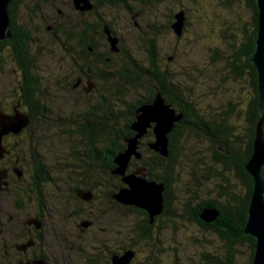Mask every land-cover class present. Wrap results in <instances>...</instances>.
<instances>
[{
  "label": "rangeland",
  "instance_id": "obj_1",
  "mask_svg": "<svg viewBox=\"0 0 264 264\" xmlns=\"http://www.w3.org/2000/svg\"><path fill=\"white\" fill-rule=\"evenodd\" d=\"M53 1H25L16 13L17 21L33 30L36 35L37 43L32 45V55L36 58V66L32 70L37 72L36 75L39 77L40 91L52 93V96L48 97L51 104L55 103L52 105L51 119L64 117L74 120V113H85L89 110L90 95L92 94L91 98L94 99L100 92L85 95L80 91H70L66 96L56 89L62 87L64 78L67 81L71 80L86 62V59L78 56L77 48L73 53L77 60L75 63L64 46L68 48L74 46L76 41L70 38L69 34L76 35L80 32L84 22L97 23L98 17L95 13L80 15L79 12L90 10L81 11L72 7L71 0H59L57 7L64 12L63 31L56 28L48 29L51 21L45 25L47 18L43 19V14L38 11H35L38 13L35 15L31 9L39 4L41 9L47 12L49 4ZM128 3L133 8V13L127 12L124 7L112 8L106 5L100 6L98 11L121 38L120 48L131 47L133 51L140 47L138 35L141 29L139 28L156 24L160 29H166L171 13L180 9L186 10L188 20L186 30L181 37H178L173 30L162 33L159 38L161 54L167 58L173 52H177L176 60H173L171 66L178 73H188L189 76L184 74L181 77V81L184 82L183 87L186 91L190 88V93L194 97L193 101L203 113L215 115L218 111L235 107L229 119L239 137L237 145L244 149L249 138V128L242 111L252 97V89L247 74L238 80L233 78L228 62L233 60L234 53L240 47L244 26L250 28L253 21V13L246 0H163L146 4L128 0ZM56 19L61 18L56 16ZM95 37L100 43L99 50L103 51L105 49L102 45L103 40L98 35ZM108 48L110 66L104 68L115 72L124 66V57L121 53L112 51L110 45ZM5 49L4 61L0 65V96L2 98L10 96L11 90H18L21 77V68L19 69L16 60L13 59L10 46H6ZM93 76L96 86L105 89L101 92L105 94L103 97H108L112 110L117 108L125 111L128 105L135 102L136 92L122 79L104 81L96 74ZM117 82L123 84V90L119 96L115 94L113 88V84ZM84 83L87 85V80ZM35 97L40 98V94H35ZM128 118L120 117V124L124 125ZM74 125L75 123L58 124L56 122L50 128L38 129V131L36 129V146L46 143L40 140L42 137H50L47 153L67 154V151L75 148L79 142ZM66 130H69L68 134L64 133ZM179 151L173 173L176 181L172 184L173 194L176 195L177 215L174 216V222L166 219L167 222H164L161 230L162 234L153 241L131 240L138 249L135 264H212L214 261L212 256L221 261H214V264H222L228 254L227 241L215 231L203 229L197 222L189 220L184 203L189 200L188 194L194 190H197L202 200L210 197L225 200L229 197V191H236L238 195L244 196L247 187L237 177L236 170H227L223 163L214 160L211 144L205 136L201 139L192 136L181 137ZM55 156L53 155L52 158L54 159ZM195 170L198 173L196 179H194L196 175L192 173ZM223 175L229 177V182L223 179ZM86 177L83 176V180ZM98 181L106 183L107 177L102 175L98 177ZM195 181H200V185L195 186ZM221 185L227 188L223 189ZM221 192L222 195L219 194ZM170 223H174V226ZM235 249V264H249L252 254L250 244L246 242L236 245Z\"/></svg>",
  "mask_w": 264,
  "mask_h": 264
},
{
  "label": "flooded vegetation",
  "instance_id": "obj_2",
  "mask_svg": "<svg viewBox=\"0 0 264 264\" xmlns=\"http://www.w3.org/2000/svg\"><path fill=\"white\" fill-rule=\"evenodd\" d=\"M25 1L27 0L20 1L17 11ZM15 2L17 0L11 1L9 10L15 6ZM91 2L94 8L79 12L80 15L91 14L92 11L96 13L99 0ZM70 3L75 8L72 0ZM58 4L59 0H54L49 4L47 12L39 4L36 5L37 8L34 6L30 9L33 13L38 11L43 14V19L47 18L45 25L51 21L48 29L63 31L64 12L57 7ZM56 16L61 19H56ZM111 30L119 38L120 45L121 38L115 29ZM31 32L32 41L24 44L31 51V68L24 73L23 65L16 61L19 69L21 68L18 90H11L10 96H0L2 119L11 125L18 123L19 118L26 120L18 130L3 131L0 124V264H117V258L129 250L133 251V258L126 264H135L138 249L131 240H142L141 235L159 237L166 219L174 222V213L177 212L176 195L173 194L172 187L176 181L174 175L171 177L170 198L166 196L168 189L165 184L163 211L153 218L146 209L118 200L115 195L128 185L121 174L114 172L117 166L115 155L109 151H99V143L109 144L114 141L111 117L113 110L108 97H103L105 94L101 92L105 89L98 88L94 76L80 67L71 80L64 78L62 87L56 89L66 96L70 91H80L85 95L100 92L99 96L92 99L91 94L89 110L74 113V120L64 117L51 119L52 105L55 103L51 104L48 97L52 93L40 91L39 77L32 70L36 66L32 45L37 40L34 31ZM82 33L83 29L78 32L80 38L76 44L83 45ZM106 37L109 42L107 34ZM6 39H0V45L4 46ZM64 48L68 49L67 46ZM5 51L1 47L0 65L4 61ZM69 54L77 63L76 56L70 52ZM11 55L16 60L13 50ZM95 57L91 58L93 62H96ZM75 66L77 67L76 64ZM37 93L40 98L35 97ZM56 122L75 123L76 137H79L76 147L64 155L58 152L52 155L51 152L47 153L50 137L40 139L45 144H35L36 129L50 128ZM64 133L68 134L69 130ZM154 140V133L150 129L141 139V157L131 158L126 174L138 172L148 180L163 182L158 179L156 172H161L162 157L165 156L150 147V142ZM53 155H56L54 159ZM152 161L155 163L154 167ZM172 168L174 170V162ZM102 175L107 177L106 183H99L98 177ZM83 176H87L85 180ZM202 202L189 198L184 204L188 208L189 220L207 229L205 222L197 217ZM170 224L174 226V223Z\"/></svg>",
  "mask_w": 264,
  "mask_h": 264
},
{
  "label": "trees",
  "instance_id": "obj_3",
  "mask_svg": "<svg viewBox=\"0 0 264 264\" xmlns=\"http://www.w3.org/2000/svg\"><path fill=\"white\" fill-rule=\"evenodd\" d=\"M20 1L14 3L15 6L9 10L12 20L11 29L13 37L6 39L4 46H10L11 50L15 52L16 61L18 64L23 65L24 73L28 72L31 68L30 50L27 49L26 43H29L32 34L31 30L21 25L17 21V7ZM139 4H146L147 2H161L163 0H135ZM100 6L106 5L112 8L124 7L127 12L133 13V8L129 5L128 0H99ZM247 5L252 10L253 21L250 28L244 26L243 28V40L240 44L238 51L234 53L233 60L228 62L230 66V73L235 80L243 78L246 74L249 76V83L252 89V97L249 99L245 110L242 111L245 115V119L248 123L249 138L247 140L246 147L244 149L239 148L237 141L238 135L235 132V127L230 122V114L234 111V106L228 110H221L210 115L203 113L193 101L194 97L189 91H186L183 87L181 77L187 75V72H180L174 70L171 66L173 60H176L177 52H173L167 58L161 54L159 38L162 33L172 29V23L175 21L174 15L176 12L170 14V21L166 29H160L156 24H148L147 28H139V48L135 51L129 48H122L121 56L124 57V66L117 69V71L106 70L104 67L110 66V60L108 52L107 37L104 32L105 25H109L111 29H114L109 22H106L103 18V14H100L97 10L92 11L98 17L97 23L84 22L82 40L83 45L75 44L66 49L71 54L76 52L86 59V62L82 66L83 71H87L90 75L96 74L99 79L107 81L113 79H122L125 83L129 84L132 90L136 92V99L132 105H128L124 111L115 109L111 112V117L114 125V141L112 143H99V151L111 152L113 155H117L120 151L126 147V137H131L135 132L131 129V123L136 119V108L139 105L152 102L158 91H160L166 99L167 103L172 104L179 112L184 114L183 119L177 123L173 132L170 134L169 149L170 154L167 157H162V169L161 172L156 175L158 179L163 181L167 185L166 196L170 198V184L172 182L171 177L175 170V163L179 158V141L183 136H192L197 139H201L203 136L207 138L212 147V153L214 160L223 163L227 170L234 169L244 183L247 190L244 196L238 195L236 191H229V197L225 200L215 199L210 197L206 199V202H202L203 198L199 197L197 190H194L189 198L194 201L200 200L201 206L197 212V217L200 218V214L203 209L207 207H215L219 210L220 214L212 222H205L208 226V230L215 231L220 237L224 238L228 243L227 256L222 264H235V246L242 245L248 242L252 249L250 263L252 264L256 239L249 234L245 233V226L248 218V209L253 192V179L245 164L249 161L253 153V142L255 138L256 125L259 118L264 114L260 110L259 106V93H258V73L257 69L251 61V56L254 54L256 48L257 32H258V7L256 0H246ZM37 8V6L35 7ZM181 10V9H180ZM35 11V10H33ZM179 11V10H178ZM186 12V10H185ZM187 13V12H186ZM188 20L184 30H186ZM174 32V31H173ZM68 33V32H67ZM175 33V32H174ZM184 33V32H183ZM96 35L103 40L102 45L105 49L99 50L100 43L96 41ZM183 35V34H182ZM70 38L77 41L80 36L78 33L73 35L69 34ZM179 37V36H178ZM181 37V36H180ZM0 47V50H1ZM76 49V50H75ZM92 56H96V62L91 60ZM166 59V60H164ZM29 64V65H28ZM86 69V70H85ZM93 73V74H92ZM28 75V74H27ZM189 76V75H187ZM191 76L189 77V80ZM225 80V78H222ZM122 82L113 84L116 95H120L122 89ZM189 87V86H188ZM129 117L124 125L120 124V117ZM210 120L208 121V119ZM132 121V122H131ZM264 126V124H263ZM216 127V128H215ZM106 134V132H105ZM152 136V132H150ZM172 162H174V170L172 168ZM153 163V161H152ZM155 163H153L154 167ZM196 175L197 171L192 172ZM154 174V169L152 170ZM262 174L264 176V166L262 168ZM175 176V175H174ZM223 179L229 182V177L223 175ZM175 178V177H174ZM200 181H195V186L200 185ZM223 189L227 188L225 185H221ZM222 195L223 193H219ZM187 211L188 208L186 207ZM177 213L175 211L174 216ZM142 240L153 241L154 238L148 235H141ZM215 262H221L219 258L212 256ZM214 261L212 264H214Z\"/></svg>",
  "mask_w": 264,
  "mask_h": 264
},
{
  "label": "water",
  "instance_id": "obj_4",
  "mask_svg": "<svg viewBox=\"0 0 264 264\" xmlns=\"http://www.w3.org/2000/svg\"><path fill=\"white\" fill-rule=\"evenodd\" d=\"M12 0H0V39L12 37L11 17L9 6ZM76 9L85 11L94 8L91 0H72ZM258 7V32L256 48L251 56V61L258 73V93L260 110L264 109V0H256ZM175 21L172 29L177 36H182L186 24V12L184 9L177 11L174 15ZM108 35L110 49L115 53L120 52L119 38L112 34L109 25L104 27ZM184 117L172 104L167 103L163 94L158 91L155 99L150 103L139 105L136 108V119L131 123V129L135 135L126 138V147L123 151L115 155V173L123 176L124 182L128 185L122 188L115 197L123 203L134 204L146 209L151 218L160 214L164 208V182L148 180L138 172L126 174L127 167L133 156L141 157V139L152 129L155 140L150 142V147L163 156L170 153V134L177 123ZM18 123L9 124L0 117V124L3 131L8 129L18 130L26 120L19 118ZM264 114L259 118L255 138L253 142V153L245 168L253 179V192L248 209V218L245 226V233L256 239L255 251L252 264H264V176L262 168L264 166ZM220 214L215 207L203 209L200 218L206 222H212ZM133 258V251L129 250L124 255L117 258V264H126ZM39 264H43L40 263Z\"/></svg>",
  "mask_w": 264,
  "mask_h": 264
},
{
  "label": "bare ground",
  "instance_id": "obj_5",
  "mask_svg": "<svg viewBox=\"0 0 264 264\" xmlns=\"http://www.w3.org/2000/svg\"><path fill=\"white\" fill-rule=\"evenodd\" d=\"M63 12V11H62ZM114 34V33H113ZM36 82V81H35ZM132 122V121H131ZM141 143V142H140ZM221 215V214H220Z\"/></svg>",
  "mask_w": 264,
  "mask_h": 264
}]
</instances>
